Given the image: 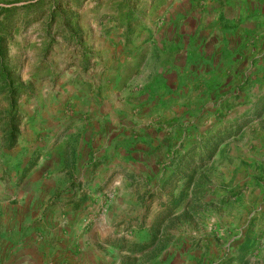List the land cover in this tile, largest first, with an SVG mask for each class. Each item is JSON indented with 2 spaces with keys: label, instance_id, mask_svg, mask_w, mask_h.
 <instances>
[{
  "label": "rangeland",
  "instance_id": "374dc122",
  "mask_svg": "<svg viewBox=\"0 0 264 264\" xmlns=\"http://www.w3.org/2000/svg\"><path fill=\"white\" fill-rule=\"evenodd\" d=\"M0 264H264V0H0Z\"/></svg>",
  "mask_w": 264,
  "mask_h": 264
},
{
  "label": "crops",
  "instance_id": "0c3cea01",
  "mask_svg": "<svg viewBox=\"0 0 264 264\" xmlns=\"http://www.w3.org/2000/svg\"><path fill=\"white\" fill-rule=\"evenodd\" d=\"M5 250H6V253L8 254L10 253V251H12V248L9 249L8 244H7Z\"/></svg>",
  "mask_w": 264,
  "mask_h": 264
},
{
  "label": "trees",
  "instance_id": "16d2710c",
  "mask_svg": "<svg viewBox=\"0 0 264 264\" xmlns=\"http://www.w3.org/2000/svg\"><path fill=\"white\" fill-rule=\"evenodd\" d=\"M11 140H12V141H11V143H13V142H14V137H13V138H11Z\"/></svg>",
  "mask_w": 264,
  "mask_h": 264
}]
</instances>
